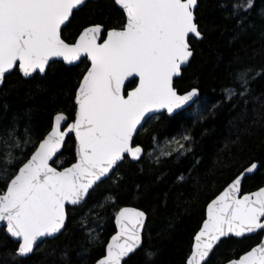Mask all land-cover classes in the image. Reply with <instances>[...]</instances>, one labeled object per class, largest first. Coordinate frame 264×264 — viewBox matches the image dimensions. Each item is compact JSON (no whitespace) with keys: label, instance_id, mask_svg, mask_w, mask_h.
Returning a JSON list of instances; mask_svg holds the SVG:
<instances>
[{"label":"snow or ice","instance_id":"1","mask_svg":"<svg viewBox=\"0 0 264 264\" xmlns=\"http://www.w3.org/2000/svg\"><path fill=\"white\" fill-rule=\"evenodd\" d=\"M89 2L0 0V85L14 72L37 79L57 60L68 65L85 63L71 122L65 113H57L50 131L35 142L25 127L23 144L16 126L0 133V182L4 184L0 224L16 241L17 257L29 256L38 242L62 234L69 220L68 207L81 205L90 191L116 175L125 160L143 164L151 158L159 163L162 157L192 151L194 137L187 131L167 141L169 150L158 154L155 149L146 152L137 138L154 114L161 110L172 114L199 97L196 87L181 93L175 86L194 56L193 40L204 38L196 16L198 0H112L124 21L119 27L92 23L69 41L64 29ZM254 3L237 0L232 8L239 17ZM251 83L246 71L239 73L225 88V100L246 97ZM70 136H74V162L54 166L63 164L57 154ZM25 149L30 151L26 158ZM258 168H264V159L233 177L207 204V219L185 264H211L210 255L222 238L264 231V188L241 192L245 175ZM108 200L115 203L112 197ZM146 219L144 211L121 208L115 218L119 232L95 264H126L130 254L142 249ZM89 236L98 238L92 232ZM145 255L154 257L150 251ZM228 264H264V242Z\"/></svg>","mask_w":264,"mask_h":264},{"label":"trees","instance_id":"2","mask_svg":"<svg viewBox=\"0 0 264 264\" xmlns=\"http://www.w3.org/2000/svg\"><path fill=\"white\" fill-rule=\"evenodd\" d=\"M234 2L199 0L196 16L204 38L193 40L194 56L176 87L180 92L197 87L201 96L191 108L174 116L155 115L137 138L150 152L156 142L179 138L187 131L194 137L192 151L162 157L159 163L151 158L143 164L125 160L84 204L68 207L66 230L44 241L29 257L15 256L16 241L0 231V264H95L105 254L116 231L115 216L125 205L148 213L142 249L126 264H185L208 202L243 169L264 159V75H258L264 73V0H255L253 8L239 17L232 8ZM101 22H108V27L124 22L112 0H90L63 35L71 41L83 27ZM84 68L85 63L67 66L56 61L37 79L24 78L19 72L8 75L0 90V133L16 126L23 144L27 127L35 142L50 130L57 112L65 111L72 120L75 90ZM245 71L252 80L248 95L225 100V88ZM28 156L30 151L25 149L23 157ZM73 157L74 136H70L58 157L63 164L56 166L70 165ZM263 185L264 168H258L244 180L243 192ZM91 204L103 207L89 209ZM92 226L99 228L97 239L89 236ZM262 235L225 238L210 257L211 264L239 257L260 242ZM149 251L154 253L151 259L145 255Z\"/></svg>","mask_w":264,"mask_h":264},{"label":"water","instance_id":"3","mask_svg":"<svg viewBox=\"0 0 264 264\" xmlns=\"http://www.w3.org/2000/svg\"><path fill=\"white\" fill-rule=\"evenodd\" d=\"M198 6H199V0H198ZM198 6H197V8H198ZM196 11H197V9H196ZM192 60V59H191ZM191 60H190V62H191ZM57 61H59V60H57ZM190 62L187 64V65H185L184 67H183V69L184 68H186V67H188V65L190 64ZM65 63V62H64ZM52 64V63H51ZM50 64V65H51ZM80 64V63H79ZM65 65H67V66H71V65H68V64H66L65 63ZM183 69H182V73H183ZM44 75V74H43ZM181 76H182V74H181ZM180 76V77H181ZM180 77H178V78H180ZM7 78V77H6ZM178 78H176V80L178 79ZM176 80H175V86H176ZM6 81V80H5ZM5 84V83H4ZM4 84L3 85H0V90L3 88V86H4ZM197 88V87H196ZM178 89V88H177ZM192 89V88H191ZM191 89H189V90H191ZM199 89V88H198ZM179 90V89H178ZM188 91V90H187ZM186 92V91H185ZM181 93H184V92H181ZM200 96H201V91L199 90V97L191 104V106H185L183 109H179V110H177L176 112H174V113H172V114H168L167 112H166V110H161V112H159V113H156V114H154V116L155 115H158V114H160V113H166L167 115H169V116H174V115H176L177 113H179V112H181V111H185V110H188L189 108H191L198 100H199V98H200ZM59 112H63V113H65L67 116H68V122H71V118H70V116L65 112V111H59ZM59 112H57V113H59ZM56 113V114H57ZM55 114V115H56ZM55 115H54V117H55ZM53 123H54V118H53ZM53 123H52V125H53ZM50 131V130H49ZM66 142H67V139H66ZM66 142H65V144H66ZM65 147V146H64ZM64 147L61 149V151L57 154V157H59L60 155H61V153H62V151L64 150ZM54 159H56V158H54ZM134 162V161H133ZM54 166H56V165H54ZM68 166H70V165H68ZM250 166V165H249ZM244 171V169L241 171V172H243ZM240 172V173H241ZM257 172V171H256ZM256 172H254V173H251V174H246L245 175V179L247 178V177H249V176H252V175H254ZM239 173V174H240ZM244 179V180H245ZM105 180H107V179H105ZM104 180V181H105ZM244 180L242 181V185H241V192H242V194H249V193H254V192H256V191H258L260 188H264V185L263 186H261V187H259V188H257V189H255V190H253V191H250V192H243V183H244ZM231 182V181H230ZM101 184V183H100ZM228 185V184H227ZM227 185L224 187V188H226L227 187ZM96 188V187H95ZM223 188V189H224ZM223 189L221 190V191H223ZM93 191V190H92ZM92 191H90V193L92 192ZM220 191V192H221ZM219 192V193H220ZM219 193L217 194V195H219ZM216 195V196H217ZM89 196H90V194H89ZM215 196V197H216ZM214 197V198H215ZM89 197H87L86 199H85V201L82 203V204H84L86 201H87V199H88ZM214 198H212V199H214ZM211 199V200H212ZM211 200L208 202V203H210L211 202ZM81 204V205H82ZM71 206V205H70ZM78 206H80V205H78ZM124 207H131V208H137V209H139V210H141V211H144L145 213H146V216H147V219L145 220V224H144V229H143V232H142V236H143V242H144V231H145V228H146V225H147V223H148V213L145 211V210H143L142 208H140V207H137V206H134V205H125V206H123V207H121V208H124ZM120 208V209H121ZM119 209V210H120ZM118 210V211H119ZM69 213V212H68ZM118 213V212H117ZM115 218H116V216H115ZM205 219H207V205H206V210H205V218H204V220ZM203 220V221H204ZM202 224H203V222H202ZM202 224H201V226H200V228L202 227ZM115 227H116V231L111 235V237L109 238V240H108V242H107V244L108 243H110L111 242V238H112V236H114V235H117L118 234V232H119V226L116 224V222H115ZM200 228L198 229V231L196 232V234H198V232H199V230H200ZM0 231H4L5 233H6V229H5V226L4 225H2V224H0ZM259 232H263V235H262V238H261V240H260V242H258L257 244H255L253 247H255V246H257L258 244H260V243H262V242H264V231H258L257 233H249V234H246L244 237H248V236H253V235H256V234H258ZM7 234V233H6ZM196 234L194 235V238H193V244H192V248H193V245H194V243H195V236H196ZM8 235V234H7ZM60 234H57V236L56 237H58ZM9 236V235H8ZM10 237V236H9ZM56 237H48V238H45L42 242H38V246H37V248L34 250V252L32 253V254H34L35 253V251L38 249V247L44 242V241H46V240H48V239H54V238H56ZM229 237H235V238H238V239H243L244 237H236V236H234V235H230V236H228V237H224V238H222V240H224L225 238H229ZM13 240H14V238H12ZM221 240V241H222ZM15 241V240H14ZM106 244V245H107ZM220 244V243H219ZM218 244V245H219ZM217 245V246H218ZM143 246V245H142ZM216 246V247H217ZM216 247L213 249V252H214V250L216 249ZM253 247H251V248H253ZM192 248H191V250H192ZM251 248L249 249V250H251ZM139 250V249H138ZM137 250V251H138ZM249 250H247V251H249ZM136 251V252H137ZM246 251V252H247ZM246 252H244V253H242L240 256H242V255H244ZM191 253V252H190ZM32 254H30L29 256H31ZM105 254H106V249H105ZM134 254V253H133ZM133 254H130V256L131 255H133ZM213 254V253H212ZM212 254L210 255V257L212 256ZM190 255V254H189ZM29 256H27V257H29ZM236 258H238V257H235V258H233V259H236ZM129 259V257L128 258H126V261ZM210 259V258H209ZM224 264H228V261L226 262V263H224Z\"/></svg>","mask_w":264,"mask_h":264},{"label":"rangeland","instance_id":"4","mask_svg":"<svg viewBox=\"0 0 264 264\" xmlns=\"http://www.w3.org/2000/svg\"><path fill=\"white\" fill-rule=\"evenodd\" d=\"M171 139H167L164 141H158L156 142L154 148L152 150H150V152H153V150L155 149V153H159L161 150L167 151L169 150V146L167 145V141H169ZM171 147H175V145H171ZM95 207H97V204H91L89 209H94ZM89 232H92L93 235L95 236H99V228L97 226H92L91 228L88 229Z\"/></svg>","mask_w":264,"mask_h":264},{"label":"flooded vegetation","instance_id":"5","mask_svg":"<svg viewBox=\"0 0 264 264\" xmlns=\"http://www.w3.org/2000/svg\"><path fill=\"white\" fill-rule=\"evenodd\" d=\"M259 233H261V232H259ZM263 233V232H262Z\"/></svg>","mask_w":264,"mask_h":264}]
</instances>
